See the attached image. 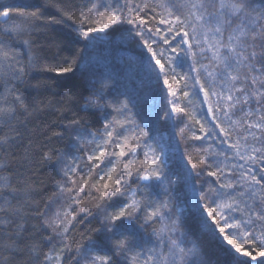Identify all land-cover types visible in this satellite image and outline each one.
<instances>
[{"label": "snow or ice", "instance_id": "6c2138e0", "mask_svg": "<svg viewBox=\"0 0 264 264\" xmlns=\"http://www.w3.org/2000/svg\"><path fill=\"white\" fill-rule=\"evenodd\" d=\"M46 7L60 19H45ZM0 9L8 25L0 28V171L11 163L22 169L0 175V264H213L189 217L232 264H251L232 235L264 246V0H59ZM65 19L84 48L42 66L59 74L78 70L75 91L58 100L26 95V87L51 88L28 83L41 61L24 37L37 24ZM114 33L138 45V66L161 86L155 108L139 89L122 85L119 72L98 74L80 55ZM81 90L89 93L81 96L82 110L99 127L74 114L61 121L63 131L45 133L40 162L61 179L40 203L36 162L17 149L26 138L33 142L29 124L48 110L70 111ZM161 123L171 128L167 138ZM66 135L63 149L49 146ZM88 217L99 221L92 229L98 235L77 244L69 237Z\"/></svg>", "mask_w": 264, "mask_h": 264}, {"label": "trees", "instance_id": "16d2710c", "mask_svg": "<svg viewBox=\"0 0 264 264\" xmlns=\"http://www.w3.org/2000/svg\"><path fill=\"white\" fill-rule=\"evenodd\" d=\"M68 2H76V0H68ZM46 4L53 5L59 3V0H0V5L13 6V7H23L26 4ZM2 10V9H0ZM45 19L48 16H56L60 19V16L55 7H46L44 9ZM72 21L65 19L63 24H55L45 27L44 24H37L36 30L31 33L30 36H25L24 39H29L33 47V55L40 58L41 63L37 65L30 75L26 78L28 83L31 85H36L38 83H46L50 86V91H43V89L37 90L35 88L26 87L22 90L25 94H30L33 98L44 99L45 97L51 99H61L64 97L65 93L72 89L75 91L74 85L78 84L80 81V72L74 69L71 74H59L56 72L47 71L42 65L47 64L49 66H54L57 61H62L64 57L75 56L77 49H83V43H76V34L72 31ZM8 25L3 24V20L0 17V28H6ZM2 34V33H0ZM116 37H121L120 33H114ZM113 35L106 38L105 40H100L97 42L96 47L91 50H86L80 55H83L90 63L94 71L99 73H107L112 71L113 67H120L124 63L127 57H134L138 55L137 47L134 42L128 41L126 39L113 41ZM4 39H10V37H4ZM18 46L17 44L13 45ZM22 51V46L20 47ZM101 60V62H99ZM206 62V61H205ZM107 69L109 71H107ZM135 69H132L133 73ZM121 83L128 84L127 76L120 77ZM132 86V85H130ZM129 88V85H127ZM130 89V88H129ZM135 90H137L134 87ZM143 87H140V91L143 92ZM161 86L157 84V94ZM187 90V89H186ZM56 93L57 95H53ZM89 93L87 91L81 90L79 94L75 97V102L69 105L70 111L63 112V115L55 113L54 111L48 110L42 115L41 118L36 119L34 123L29 124V128L32 130V143L29 144L26 138L22 146L17 149L18 152H26L30 158H32L36 163L34 165V171L36 175L39 176V182L35 183V187L38 189V193L34 195V199L43 203L48 197H51L53 193L56 192L55 182L60 180L61 177L57 174V169L51 164L46 162H40L39 153L42 143H49L47 136H51L52 132L63 131V125L73 118L74 114H78L80 117H86L88 121V126L93 130L99 127L96 122V117L91 112H86L82 110L85 103L84 99ZM189 99L192 100L194 105H198L200 101L190 94ZM206 127H210L209 124H205ZM171 131V128L164 123H161L159 128V134L167 138V133ZM47 134V136L45 135ZM27 137V134H26ZM68 136L66 135L62 141L52 140L49 146L55 145L57 148L63 149L65 144L68 143ZM47 151V149H44ZM10 159V158H9ZM16 168L17 171H22L19 165L11 163L5 165V169L0 171V175H10L12 169ZM18 178L13 176L12 183L16 187H21L17 182ZM183 189L180 185L176 187V200L179 202L182 197ZM93 215H95L96 210L91 209ZM84 214H81L80 218H83ZM187 226L190 229L193 238L200 237L204 243L208 255L211 257L213 264H232V256L230 253L226 252L222 247H220L217 242L211 239L210 235L202 231L201 225L198 222H194L192 217L187 220ZM100 227L98 220H93L92 217L83 219V223L77 224L74 230V236L69 237V239H75L77 244L86 245L89 237L96 238L97 233L92 231V229ZM154 227H159V225H154ZM149 232L152 231L151 228L148 229ZM231 234V233H230ZM232 238L236 240L246 253H251L248 260L251 264H261L264 262V256L259 255V253H264V246H261L258 240L252 241L250 244L247 237H242L239 234L232 235ZM190 246V245H189ZM44 250H47L45 246ZM74 255V250L73 253ZM243 255V253H241ZM254 258V259H253ZM66 264H71L68 260Z\"/></svg>", "mask_w": 264, "mask_h": 264}, {"label": "rangeland", "instance_id": "374dc122", "mask_svg": "<svg viewBox=\"0 0 264 264\" xmlns=\"http://www.w3.org/2000/svg\"><path fill=\"white\" fill-rule=\"evenodd\" d=\"M113 39H114L113 41L122 40L121 37H116V35H113ZM137 52L139 53L138 55L134 57H131V56L127 57L126 58L127 61L122 63L120 67L117 66L115 68L113 67L112 69L119 72L120 77L127 76L128 78L127 85H129L130 90H135L134 87L140 90L141 81L143 80L142 87L144 89H143L142 94L147 95V98L150 101L151 105L153 106V108H155L156 106H158L160 102V96L163 95V90L161 88L159 90V93L157 94V84L149 83L146 71L138 66V60L140 58L139 47H137ZM99 62H101V60ZM130 66H131V70H130ZM132 69H135L134 70L135 73H133ZM107 71L109 70L107 69ZM170 135H171V131L167 133V137H169ZM192 218L194 222H198L195 217H192Z\"/></svg>", "mask_w": 264, "mask_h": 264}, {"label": "water", "instance_id": "95a60500", "mask_svg": "<svg viewBox=\"0 0 264 264\" xmlns=\"http://www.w3.org/2000/svg\"><path fill=\"white\" fill-rule=\"evenodd\" d=\"M1 19L4 20L5 18H2V17H1Z\"/></svg>", "mask_w": 264, "mask_h": 264}]
</instances>
